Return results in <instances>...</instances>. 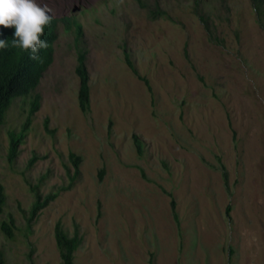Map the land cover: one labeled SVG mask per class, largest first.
<instances>
[{
  "label": "rangeland",
  "instance_id": "rangeland-1",
  "mask_svg": "<svg viewBox=\"0 0 264 264\" xmlns=\"http://www.w3.org/2000/svg\"><path fill=\"white\" fill-rule=\"evenodd\" d=\"M41 2L62 15L95 8L80 16L91 110L79 104L75 35L61 29L36 90L41 108L14 163L9 132L27 117L23 98L1 132L0 224L13 215L18 227L13 239L0 228L7 264H61L58 222L83 236L76 264H264V29L252 1L206 0L198 11L195 0ZM71 154L81 158L78 179L26 236L31 186L43 180L44 195L70 186ZM34 155L44 158L30 167Z\"/></svg>",
  "mask_w": 264,
  "mask_h": 264
},
{
  "label": "trees",
  "instance_id": "trees-1",
  "mask_svg": "<svg viewBox=\"0 0 264 264\" xmlns=\"http://www.w3.org/2000/svg\"><path fill=\"white\" fill-rule=\"evenodd\" d=\"M141 2V0H139ZM252 4L260 16V24L264 29V0H251ZM142 3V2H141ZM206 0H195V6L197 11L202 4H205ZM159 16H167L164 11H158ZM200 18L205 23L208 32L211 34V28L208 23L209 19L205 16L200 15ZM50 39V38H49ZM47 42V48L41 49L39 52V59L33 60L30 58L29 53H25L22 49L12 46L0 49V137L2 128L5 124L7 113L12 107L14 101L17 98H30L29 105V115L21 126L19 131H10V147L8 151V160L10 163H14L19 155L20 146L25 142V138L30 131L31 125L33 123V116L41 107V96L36 93V89L40 84L43 72L50 66L53 62L52 46H53V36L51 40ZM126 64L135 73V75L144 82L147 89L152 92V87L149 80L142 76L137 70L131 55L126 52ZM77 74L80 78V88H79V104L83 112L88 113L91 110V86H90V75L86 65V57L84 54H80L79 66L77 68ZM45 129L48 133L54 134L55 132L50 129L49 121L47 120ZM135 143L138 147L139 153L144 154V143L135 137ZM71 160L75 166V174L71 177V184L68 187H61L57 192H51L44 195L41 192V185L43 180L37 185H32L31 190L34 195V202L29 210L28 216H25L26 222V236L32 233L33 221L36 220L41 212L47 208L52 202L60 196L62 191L70 189L74 182L78 179L80 174L81 158L75 154H71ZM44 157H39L34 155L29 165L33 166L38 160ZM221 162V174L226 188L229 190V172L227 167ZM101 179H103L104 173H101ZM145 176V174H144ZM171 196V194H170ZM173 198V196H172ZM7 203V197L5 193V188L0 185V217L4 213L5 206ZM233 210L231 205L227 208V215ZM172 214L173 218L180 228L181 222L180 217L177 212V203L172 200ZM1 231L6 235L8 239H13L15 237V230L18 229L16 219L13 215L9 216L8 220H4L0 224ZM55 240L57 248L60 254L61 264H76V253L81 248L83 244V236L77 229L73 235H70L64 228L61 222H58L55 227ZM30 254L29 259H31ZM0 264H7V259L4 252L0 253Z\"/></svg>",
  "mask_w": 264,
  "mask_h": 264
},
{
  "label": "clouds",
  "instance_id": "clouds-1",
  "mask_svg": "<svg viewBox=\"0 0 264 264\" xmlns=\"http://www.w3.org/2000/svg\"><path fill=\"white\" fill-rule=\"evenodd\" d=\"M94 10L95 8H82L79 11V15L85 16L86 14L91 13ZM80 16H77V14L62 15L57 10L53 11L52 7L46 8L42 4L41 0H0V49L5 48L6 46H16L22 49L25 53H29L31 59L36 60L39 59L40 50L47 48L48 45L46 41L49 38L50 41L51 37L53 36V64L60 30L63 29L65 33L75 35V43L78 50V65L76 67L77 73L81 53L85 55L87 65V50L81 47L84 44L85 31L84 24ZM50 66H48V68ZM47 69L43 72L41 81ZM23 100L25 101V103L29 104L30 98H23ZM29 110L27 117L29 115Z\"/></svg>",
  "mask_w": 264,
  "mask_h": 264
}]
</instances>
